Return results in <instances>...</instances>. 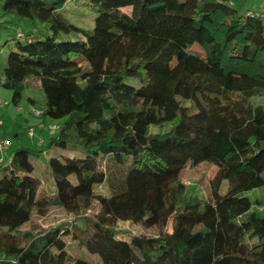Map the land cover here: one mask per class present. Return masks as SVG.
Here are the masks:
<instances>
[{
    "label": "trees",
    "instance_id": "16d2710c",
    "mask_svg": "<svg viewBox=\"0 0 264 264\" xmlns=\"http://www.w3.org/2000/svg\"><path fill=\"white\" fill-rule=\"evenodd\" d=\"M67 1L0 0L4 14L83 35L19 32L0 86L17 105L35 77L46 97L38 117L69 118L48 146L73 141L86 153L49 159L53 195L32 175L44 148L20 146L0 163V264H96L71 256L65 236L99 264H264V217L239 196L264 187V104L251 101L264 95V19L241 15L230 0H88L98 9L88 33L58 14ZM203 162L218 168L208 198L189 195L182 181ZM95 200L99 212L85 228L19 234L34 212L59 206L77 215ZM114 219L158 234L121 239Z\"/></svg>",
    "mask_w": 264,
    "mask_h": 264
},
{
    "label": "rangeland",
    "instance_id": "374dc122",
    "mask_svg": "<svg viewBox=\"0 0 264 264\" xmlns=\"http://www.w3.org/2000/svg\"><path fill=\"white\" fill-rule=\"evenodd\" d=\"M230 4L241 15L246 16L249 12L255 13L264 19V0H230ZM129 10V8H127ZM58 14L68 23L88 32L92 33L95 27V19L98 15L97 7L90 5L88 0H68L67 3L58 11ZM0 23L6 27L0 29V80L4 79L3 70L7 64V58L11 48L17 42V34L20 32L23 37L33 34L36 38H45L54 36L57 41H75L83 38V35L78 32L65 33L61 32L54 35L47 23L32 21L29 19H21L4 14L0 9ZM196 52L203 53L201 46L195 44L192 48ZM27 87L22 93V97L18 104L12 102V91L0 86V120L3 125L0 128V141H10V145L0 152L2 156L1 162L5 164L12 157L14 151L20 146L30 148L31 150L39 151L45 149V152L34 153L32 162L34 164L33 176L41 182L39 191L44 190L48 195L56 193L53 174L50 170L48 161L51 157H78L84 158L86 153L83 149L74 144L73 141H68L66 146H48L50 139L58 135L59 129L67 121L68 117L61 119H53L50 117L35 116V112H42L45 108L46 97L41 88L40 82L31 77L28 79ZM130 84L139 86V81L136 79H127ZM33 99L35 103H31ZM254 104H264V95L256 96L251 100ZM6 102L7 105L4 104ZM185 106L190 107V111H194L192 104L189 101H184ZM168 127L166 126L165 129ZM33 129V136L29 135V131ZM161 130L159 125L150 127L151 133H158ZM4 133V134H3ZM217 166L203 162L197 167L188 168L183 176V183L187 187V193L200 198H208L211 195V180L217 173ZM71 180L76 182L74 177ZM6 183L12 186L10 175L6 176ZM227 181H223L219 193L224 195L227 193ZM96 194L106 193L104 186H95ZM239 196L248 197L252 203L251 211L257 212L264 217V187L255 188L251 191L242 192ZM261 202V205L257 201ZM99 212V203L94 201L92 207L81 214H70L62 207H54L46 214L41 215L38 212L33 213L31 222L20 228L19 234L23 231L32 230L34 233H42L49 228L63 223L66 225H76L81 228L86 227L85 218H95ZM110 227L119 231L118 237L124 240H131L136 235L143 233L145 235L155 236L158 234L157 229H147L141 226L124 222L120 220H112ZM169 230L171 227L169 226ZM67 242V251L73 256L96 264L100 263L97 255L91 254L86 248L80 246L73 241L70 236H65Z\"/></svg>",
    "mask_w": 264,
    "mask_h": 264
},
{
    "label": "built area",
    "instance_id": "2783aa9c",
    "mask_svg": "<svg viewBox=\"0 0 264 264\" xmlns=\"http://www.w3.org/2000/svg\"><path fill=\"white\" fill-rule=\"evenodd\" d=\"M248 14L254 15L255 13L249 12ZM1 103L2 102H1V98H0V104ZM35 114L38 116V115L41 114V112L40 111L39 112L37 111V112H35ZM2 125H3V122H2V120H0V128L2 127ZM29 133L32 136L33 135V129H31ZM9 145H10V141L4 140V139L1 140L0 141V152L4 151L5 148H6V146H9Z\"/></svg>",
    "mask_w": 264,
    "mask_h": 264
},
{
    "label": "crops",
    "instance_id": "0c3cea01",
    "mask_svg": "<svg viewBox=\"0 0 264 264\" xmlns=\"http://www.w3.org/2000/svg\"><path fill=\"white\" fill-rule=\"evenodd\" d=\"M30 102H31L32 104L35 103V101H34L33 99H31ZM4 104L7 105L6 102H4ZM3 134H4V133H3ZM29 135H30V133H29ZM5 149H6V148H5ZM2 158H3V157L0 156V161L2 160Z\"/></svg>",
    "mask_w": 264,
    "mask_h": 264
}]
</instances>
